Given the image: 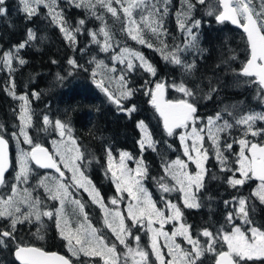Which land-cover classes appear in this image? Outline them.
Listing matches in <instances>:
<instances>
[{"label": "snow or ice", "instance_id": "snow-or-ice-1", "mask_svg": "<svg viewBox=\"0 0 264 264\" xmlns=\"http://www.w3.org/2000/svg\"><path fill=\"white\" fill-rule=\"evenodd\" d=\"M77 8L94 9L96 4L105 7L113 16L117 15V9L112 6L113 3L119 4L123 9V13L128 20L126 26L128 34L133 40H137L140 44H145L146 40L143 35V28L150 30L157 38L161 33H166L164 28V16L168 13V0H157L151 5L145 4V0H69ZM185 10L179 14L178 26L186 33V41L184 48L174 46L169 50V46L161 41V48L158 49L163 55V59L181 66L185 72H191L195 68V62L188 63L183 59L182 53L189 48H198L199 35L198 30L202 25L199 19L188 18L191 16L196 4L192 0H183ZM219 8L209 5L207 15L214 16L215 21L219 24L230 22L232 25L238 26L243 30L246 37V42L250 50V56L246 63L237 73V76L249 78L246 83L259 85L258 95L264 93V0H261V9L256 11L253 7V0H216ZM161 4V7L157 6ZM198 4H205V0H196ZM6 0H0V16L7 13L5 6ZM21 10L26 14V17L31 18L38 13V8L43 5L48 9L51 20L60 26V31L64 33L65 38L70 41H75V32L80 31V27L85 24L83 19L79 20L78 26L73 31L64 19L63 12L57 11L58 0H20ZM127 4V6H125ZM144 6L148 11L147 16H141V23H137L133 16V9ZM104 37V42L101 46V51L107 52L112 47L110 41V33L106 27H101L99 30ZM28 39L13 50H9L0 55V66L6 68L9 73L14 71L13 61L24 65L26 61L20 57L21 49H24L27 44L35 40L36 33L32 29H28ZM93 42L100 43L97 39L98 33H90ZM149 48L153 47L152 43H147ZM120 63L126 62V68L129 71L135 69L136 65L133 59L138 60L139 66L147 73L156 76V68L149 63L139 52H132L127 48H122L119 55L113 57ZM235 59V57H232ZM69 64L75 65L76 61L69 60ZM98 67L103 66V61H99ZM106 67V66H105ZM115 71V68L111 69ZM95 75V73H94ZM120 89L119 95L114 94L105 86L104 81H97L98 87L106 93L109 100L117 106H121L122 99L131 97L134 89L127 87L125 75L119 77ZM152 83L146 81L144 94L150 97L149 103L154 107L156 112L163 120L164 130L168 136L176 134L178 129L185 131L179 134V140L183 146V154L187 160L176 159L165 162L164 172L170 176L175 182L173 185L163 182L164 177H161L159 187L163 193L179 192L183 195V204L186 208L196 209L201 205L198 201L197 193L204 187V180L207 169L205 162L208 160V150L204 148V134L207 132L208 138L212 141L215 156L220 164L221 171L232 172L228 177L227 183L232 188L243 186L247 181L255 178L259 180L257 188L252 195L264 203V144L254 143L246 137L249 133L253 136L264 135V129H254V125L258 120L264 121V113H250L241 116L235 120V124L245 127L244 138L233 143L239 144V152L236 154L235 169L233 170L231 161L224 155V151L220 146V133L227 131L233 127V124L224 120L222 124L217 121L221 120V115L216 114L215 117H208L207 123L203 127L198 126L200 117L198 115L196 97L197 92L188 87L184 82L168 84L165 81H157L154 87H148ZM15 88L14 82L11 85ZM168 88H173L182 94L179 99H167L166 91ZM211 92L215 88L210 89ZM15 97L14 91L11 92ZM33 96H39V93L33 92ZM207 98V97H206ZM22 104L20 106V132L17 135L13 133V137L17 140L19 147V136L23 137V142L31 145V150L20 149L16 155V172L15 179L17 181L27 182L32 172V165L39 166L44 169H55L59 173V178L45 177L40 181V186H43L49 197L53 200H58L60 207L55 211H41L40 198L33 197L28 189H23V195L13 184L11 187V195L0 197V217L11 219V231L0 232V245L6 246L5 238L14 240V232L18 223L25 221L31 222L34 218L40 221L42 217H56L57 228L60 236L67 241L68 250L73 256L95 258L99 257L103 264H118L121 257L117 253L116 244H109L103 235L98 233V230L89 222L88 216L84 211L85 205L79 199L72 196L70 189H83L88 193L92 202L99 205L104 212V223L108 229L115 235L120 245L127 248L124 253L123 264H128V258L132 259V264H149V253L140 247V236L135 235L136 247L129 246L127 238L133 236L132 228H140L150 234L151 251L155 255L159 264H197L200 257L205 253H215L217 259L215 264H247L248 261L264 260V228L257 227L253 224L249 214V199L243 196L234 197L238 207L234 212H229L227 216V224L231 225L230 230H225L222 226L214 235L208 229H204L199 235L207 238V246L201 244L200 239L193 238L190 231L191 226L182 222L183 212L181 208L171 201H163V208L157 207V202L153 200L151 194L143 186V180L148 174V168L143 159L135 161L136 167L130 168L128 161L133 160L131 153L121 151L118 160L113 156L112 149H107V169L106 174L110 173V177L115 184L116 191L119 196L113 197L110 204L116 207L109 208L103 201L100 192L92 184L84 172L81 170V165L78 163L83 159L84 154L81 152L75 138L72 136V129L68 124L57 119L54 122V129L59 133L60 140H53L55 148L54 153H50L47 148L40 143H34L29 136L27 129L32 125V114L29 108V100L27 95L18 97ZM129 115L136 111L135 105L124 109ZM43 124L47 126L53 124L48 115L43 116ZM138 128L142 133L139 141L141 150L145 147L156 149V141L152 138V134L148 130L147 124L141 120L138 122ZM233 143H226L225 150H230ZM59 157V163L57 160ZM189 162L195 164L196 171L190 172ZM71 171V181L65 183L63 180L64 172L61 171L60 165ZM11 167L9 159V144L3 135H0V185L6 183L5 173ZM239 174V178H237ZM215 178V177H213ZM126 193L130 202L127 205V218L131 221V227L125 223V215L118 207L119 202L123 199V194ZM163 200V198H162ZM229 204V201H225ZM26 204L28 211L21 212V205ZM66 204L74 205L79 213L83 215V223L77 224L75 228L71 226L65 218L64 208ZM167 211L168 215H165ZM239 218L242 224H236L234 221ZM174 222V230L169 234L164 231V226ZM159 227H155V225ZM178 225V226H176ZM246 226V227H245ZM163 238L164 246L167 248V255L172 257L170 260L165 259V254L161 251L159 238ZM182 237L192 246L191 251L182 249L180 244L176 243V238ZM43 239V237H40ZM217 244L223 248L226 245L227 250L217 252ZM15 257L20 264H72V262L64 256L58 255L55 252H46L42 248L17 244L15 248Z\"/></svg>", "mask_w": 264, "mask_h": 264}, {"label": "trees", "instance_id": "trees-1", "mask_svg": "<svg viewBox=\"0 0 264 264\" xmlns=\"http://www.w3.org/2000/svg\"><path fill=\"white\" fill-rule=\"evenodd\" d=\"M18 5L17 0H6L7 13L0 16V52L26 41L28 29L36 33L37 41H31L20 50V57L26 61L24 65L14 60L13 72L0 70V135H3L11 145V135L18 130V103L6 93L5 88H9L16 94L28 96L32 114L29 133L33 141H39L42 145L48 146V138L53 135L44 131V115H48L50 120L59 119L68 124L72 129V136L84 154L83 159L79 161L81 169L103 197L114 192L111 183L103 174L107 162V149L111 148L113 154L120 150L128 151L133 156H141L148 168L144 183L159 207L161 195L155 188L156 181L161 175L163 164L167 160L180 156L181 150L174 135L168 136L163 130L160 118L149 103L150 97L144 94V85L146 81H151L152 83L148 85L151 87L155 81L161 80L166 83H177L181 79L177 74L172 75L171 73L175 72V69L181 70V67L171 66L155 47L146 48L143 44H135L128 36H125L121 30L120 14L116 23H113L114 20L107 15L105 26L108 25L113 42L117 40L119 43H127L139 49L157 72L156 76H152L139 66L132 71L123 72L128 86L135 91L131 97L121 102V106H117L110 102L91 79L89 66L84 57L91 51L99 53L98 43L90 40L85 45V42L88 41L90 32L99 34L100 27L104 26L100 13L97 12L90 16L87 8H77L69 0H58L57 9L63 12L64 19L73 31L78 26L79 20L85 21L84 25L79 26V32L74 31L75 41H70L65 38L57 24L51 20L43 8H39L36 15L28 18ZM41 35L44 39L39 41L38 36ZM144 38L146 43H152L153 46L159 44L157 37L144 36ZM176 38L178 39L174 36V39ZM160 40L167 43L170 37L163 35ZM185 56H189L186 62H195V68L189 72L193 78L207 81L208 78L217 79L220 76L213 63H209L205 68L201 67L200 35L198 48H189V53ZM70 59L76 61V64H69ZM9 78L11 79L10 86L6 84ZM13 82L14 89L11 87ZM33 92L39 93V96H31ZM214 98L212 96L204 104L206 109L210 108V114L215 112ZM133 105L136 111L130 115L120 111L121 107L126 109ZM206 109L201 108V117L207 113ZM141 120L147 124L152 138L156 141L155 150L148 147L144 150L139 148L137 123ZM13 169L12 158L11 168L5 174L6 183L0 186L1 196L10 189ZM206 169L204 187L197 194L201 206L189 209L177 200L183 212L182 222L191 226L190 231L193 236L198 235L203 228H215L220 206L227 205L224 203L227 198L222 197V202L219 194L227 190L225 174L219 170L212 157L206 161ZM50 236L52 242L49 245L56 246L59 250L57 247H59L60 240L54 236L52 228ZM110 240L109 236L108 241ZM204 257L206 260L200 258L197 264L213 263V256ZM256 263L253 262V264Z\"/></svg>", "mask_w": 264, "mask_h": 264}, {"label": "rangeland", "instance_id": "rangeland-1", "mask_svg": "<svg viewBox=\"0 0 264 264\" xmlns=\"http://www.w3.org/2000/svg\"><path fill=\"white\" fill-rule=\"evenodd\" d=\"M17 2L19 4L18 6H19V8L21 10V7L22 6L20 4V0H17ZM146 2H147V0H145V4H146ZM180 2L183 3V0H180ZM112 6L117 9V15L116 16H113L112 13L108 12L105 7H102L99 4H96V6H95L94 9L87 8L88 9V12L87 13H89L90 16H91V14L94 15L97 12H99L100 15L102 16L103 22H104V26H102V27H106V29L109 31V33H110V41L109 42L112 44V47L107 52L101 51V46H102V44L104 42V37H103V35L101 33H99L97 35V39L100 41V43H98V47H97V51H99V53L98 52L91 51L90 53H87L86 56H84V57L86 59L85 61H86L87 66H89V69L88 70H89V74L91 76V79L94 82L103 80L105 86L108 87L110 91H112L116 95H119V91L118 90L121 87L120 86V82H119V77L123 74V72L127 71V68H126V62L122 64L118 60L113 59V57L116 56V55H119L122 48H127L130 51H132V52H139L140 54H142L144 56V58L149 63H150V61H149V59L139 49H137L135 47H132V46L128 45L127 43H125V44L123 42L122 43H119L117 40L115 42H113V40L111 38L110 29H109L108 25L105 26V21H106L105 20V17L107 15L109 17H111V19L114 20L113 23H116L117 20H118V18H119V14H120L121 15L120 16V19L122 20L121 30L124 32V35L125 36H128V38L130 40H133V39L128 34V31H127V28H126V26L128 25V20H127V18L125 17V15L123 13V9L121 8V6L119 4H116V3H113ZM125 6H127V4H125ZM141 7H143V5ZM39 8H43L49 14L48 9L45 8L43 5H40ZM39 8H38V10H39ZM57 11H60V10L57 9ZM133 16H134V19L137 21V23H141V16H147V14L144 13V12H142L139 8H135V9H133ZM50 18H51V16H50ZM58 27L60 29V26H58ZM141 27L143 28V35L144 36H154V37H157L156 35L152 34V32L150 30H148L147 28H145L142 23H141ZM62 34L64 35V33H62ZM162 36L163 35H160V37H162ZM184 36L185 35H183V37L177 36L178 39L177 38L174 39V36H171L170 37V41L166 43L169 46V50H171V48L174 47V46H179L180 48H184L185 41H186V37H184ZM38 37H39V41L40 40L42 41L44 39V37L42 35L41 36H38ZM160 37H159V41H158L159 44L156 45V46H153L157 50L161 48V40H160ZM90 40H92L91 35L89 36L88 41L85 42V45H87ZM32 41L33 42H36L37 40L35 39V40H32ZM133 41L135 42V44H140L137 40H133ZM143 45L146 46V48H149L147 46V43H145ZM15 47L16 46H14L13 48H7V49L1 51L0 52V55H2L6 51L13 50ZM88 47H90V46H88ZM158 52L162 55L161 51L158 50ZM187 53H189V49L186 50V51H184L182 53L183 59L185 61H187V59L189 57V56H187V57L185 56V54H187ZM162 58H163V55H162ZM99 61H103V66H100V67L97 66V64H98ZM133 62H134V64L136 66H139V63L140 62L138 60L133 59ZM188 63H191V62H188ZM169 64L171 66L179 67L178 65L172 64L170 62H169ZM113 68H115V71H111V69H113ZM140 68L143 69L142 67H140ZM215 69H216V67H215ZM0 70H4L5 72H8V70L6 68H3L2 66H0ZM175 70L176 71L173 72V73H171V74L172 75L177 74L178 77L181 79L177 83L184 82L188 87L192 88L195 92H197L196 103H199L201 105V108L206 109V107H205L204 104L209 100L210 95H212L213 92H211L210 89L211 88H215V85H213L212 83H210L208 81H204V80H199L197 78H193V76L190 75L189 72H185V70L182 67H181V70L180 69H175ZM217 72H219V71L217 70ZM94 73H95V75H94ZM155 82H157V81H155ZM154 83H153V85L151 87H154ZM172 83L173 82H168V84H172ZM6 84L8 86H10V84H11V79L10 78L8 79V81L6 82ZM127 87H129L128 86V83H127ZM98 88L101 90L100 87H98ZM5 90H6V93L10 97L14 98L17 101V103H18V109H17L18 130H17V132H14V133H16L18 135L19 132H20V120H19L20 106L22 104V101H20L18 99V97L21 96V95H24V94H16L15 93V97H14L12 94H10L11 92H13V90H11L9 88H5ZM31 96H33L32 93H31ZM166 96L168 98H171V99H179V98L182 97V94L179 93V92H177L173 88H168V90L166 91ZM125 100L126 99H122V101H125ZM110 102H112V101L110 100ZM214 107H215V103H214ZM206 110H208V111H207V113L205 114L204 117H201V115L198 114L199 117H200V120L198 121V126L199 127H203L207 123V118L208 117H210V116L211 117H215L216 114L218 113V112H213V113L210 114L209 113L210 112V108L209 109H206ZM122 112H126V111H122ZM219 114L221 115V120L217 121L218 124H222L224 120H227L229 123L232 124V122H230L229 118H226V116L225 115H222L221 113H219ZM52 122H53L52 125L47 126V130H45V127L46 126L44 124L43 125H44V131H45V133H47V134L52 133L53 134L52 136H50L48 138V146H49V148L51 150V153H54L55 152V148H54V145H53L52 141L53 140H57V141L60 140V136H59V133L54 129V122H55V120H52ZM137 125H138V123H137ZM232 128H234V125H233ZM27 131H28L29 136L31 137V135L29 133V128L27 129ZM183 131H185V130L184 129H178L176 131V134H174V137L176 138V140H177V142H178V144L180 146V150H181V155L178 156V157L180 159L187 160V158L183 154V146H182V144H181V142L179 140V134L181 132H183ZM141 137H142V133H141L140 129L138 128V145H139V141H140ZM231 140H232V135H231L230 129H228L225 132L220 133V146H221V149L224 151V155H226L228 158L230 157V155H229L230 154V150H225L224 149V145L226 143H230ZM19 141H20V143H19V147H18L17 146V140H16V138L13 137V133H12V135H11V149H12L14 169H13V174H12L13 177L11 176L10 189L7 191V193H6L7 195H5L4 197L6 198L8 195H11L12 194L11 193V187H12L13 184H15V185H17V188L20 191L21 195H23V189L26 188V189L29 190V192H31V194H32L33 197H37L38 196L40 198V200L42 201V203L40 205V210L41 211H46V210L55 211V209H57V208L60 207L59 201L58 200H53V199H51L49 197V195L45 191L44 187L43 186H40V181L42 179H44L45 177H49V178H53V177L54 178H59L58 175H56L55 173H53L52 171H49V170H46V171L42 172V171H40V168L36 167L35 165H32V172H31V174H30L29 179L27 180V182L17 181L15 179L16 172L18 171V168L16 166V155H17L18 151L20 149L29 151L30 148H31V145H28V144H26V143L23 142V137L22 136H19ZM33 142L34 143H40L42 145V142H39V141H33ZM204 148H206L208 150V158L209 157H212L214 159V161L217 163V165L220 167V164L217 161L216 156H215V151H214V147H213L212 141L208 138L207 132H205V134H204ZM120 152L121 151L119 150L115 154H113V156L117 160L119 158V153ZM140 158H141V156H133V160H130V161L127 162L128 163V166L130 168H133L134 169L136 167L135 161L137 159H140ZM176 158H172L170 160H167L166 162H170V161H172V160H174ZM57 160H58V163H59V157H57ZM164 164L162 166L161 175L157 179L156 184H155L156 190L161 195V198H160V201H161L160 202V208H163V201H171V202L176 203L178 205L177 200H179V202L184 206L182 193L175 192V191L170 192V193H163L161 191L160 187H159V182L161 180V177H164V181L163 182L169 184V186H171V185H173L175 183L172 180V178L170 176H167L166 173L164 172ZM60 166H61V168H62V170H63V172L65 174L64 177H63L64 182L65 183H69L71 181V176H72L71 171H69L68 169H65L62 164ZM205 167H206V162H205ZM106 169H107V162H106L105 168L103 170V174H105L104 175L105 178H107L109 180V182L111 183L114 192L112 194H108L107 197H103V195L101 194V192L96 187L95 188L100 192V195L103 198L104 203L109 208H113V207H116V206L111 205L110 204V200L113 197L119 196L120 193H118L116 191L115 184H114V182L112 181V179L110 177V173L106 174ZM188 170L190 172H193L194 173L196 171L195 164L189 162V168H188ZM92 184H93V182H92ZM143 186L149 192V189L146 187V185L144 183V180H143ZM70 191L72 192L73 198L81 200V202L84 205L85 204L88 205L89 212H93V213L95 212V218H96V220H99L101 222L102 229H104L105 231H107V233L109 234L108 230L110 232H111V230L108 229L107 226L104 223V212L99 207V205L93 203L92 200H91V198L89 197L88 193L85 192L83 189H79V190L70 189ZM123 197L124 198L120 200L118 207L120 208L121 212H123V214L125 215V218H127V205L130 202V200L127 197V194L126 193L123 194ZM162 198H163V200H162ZM169 198H171V199H169ZM96 206H97V209L99 210V213L96 211V208H95ZM227 206L229 207L230 206V203L227 204ZM20 207H21V212L22 213H26L28 211V207H27L26 204H22ZM64 215H65V218L69 221V223L71 224V226L73 228H75L77 226V224L84 222L83 215L79 213V210L74 205L66 204V206L64 208ZM165 215H168L167 211L165 212ZM6 220H7V226L8 227H11V219L10 218H7V217H0V224L5 223ZM45 222L47 223V225L54 226V228L56 230V234L58 236H60L59 229L56 226L57 220H56V217L55 216H53L51 218H49V217H42V219L40 221H36L33 218L31 220V222L25 221L24 223H19V224L25 225V229H26V231L28 233L31 232V229L30 228L33 227L34 228L33 234H35V237L38 238L37 237L38 236V233L41 234V231H43L45 229ZM89 222H90V220H89ZM176 226H178V225H176ZM222 226L224 227V224L218 225L215 228L208 229V230L211 231V232H213V234L215 235ZM155 227H159V225L157 224V225H155ZM97 228H98V231L101 233V230L99 229V227H97ZM204 229H206V228L201 229V231L198 233V235L193 236V238L195 239V238L198 237L200 239L201 244L206 247L207 246V238L199 235ZM173 230H174V222H170L169 224H166L164 226V231H167L169 234H171V232ZM0 232H1V230H0ZM148 236H149L148 237V239H149V246H150V249H151L150 234H148ZM108 237L109 236L106 235L104 238H105V240L109 244H113V243L114 244H117L116 241L112 237H111V240L108 241ZM114 237H115V235H114ZM65 242H66L65 245H66V247L68 249L67 241L65 240ZM176 243L180 244V246H181L182 249H187L188 251H191V249H192V246L189 245L187 243V241L184 240L182 237H177L176 238ZM159 244L161 246V251L165 254V259L166 260L172 259V257H170V256L167 255V251L168 250L164 246V240H163L162 237L159 238ZM15 245H16V243H15ZM0 246H2V245H0ZM132 247L135 248L136 247V244L133 245ZM140 247H142L146 251V247H145L143 241L140 242ZM221 250H227L226 245H224L223 248H221L220 245L217 244V252H219ZM68 252L70 254L71 259L75 260L76 262H81L82 264H103V261L99 257L89 258V257H84L82 254L77 257V256H73L72 253L69 250H68ZM126 252H127V248L125 249V252L124 253H126ZM204 256H209V257L210 256H213V263H211V264H215V261H214L215 256H216L215 253H205L202 257H200L201 260H206V258ZM123 260H124V255L121 257V260H120V262H118V264H123ZM253 262H257L256 264H262V261L261 260L260 261L259 260L258 261L257 260L248 261L247 264H253ZM0 264H17V263L14 262V261H12V258L11 257H7L6 252L4 251V249H1L0 250ZM128 264H132V259L130 257L128 258ZM149 264H159V262L156 260L155 255L152 253V251H151V255L149 257Z\"/></svg>", "mask_w": 264, "mask_h": 264}, {"label": "flooded vegetation", "instance_id": "flooded-vegetation-1", "mask_svg": "<svg viewBox=\"0 0 264 264\" xmlns=\"http://www.w3.org/2000/svg\"><path fill=\"white\" fill-rule=\"evenodd\" d=\"M156 2L157 0H147L146 4L151 5ZM192 2L196 4V7L193 9L187 22H190L192 19H199L202 21V25L198 30V35L201 36V67L205 68L207 65H209V63H213L214 67H216V69L219 71L218 73L220 74L217 79L208 78L207 80L208 82L215 85V91L212 93V95H210L209 99L212 96L215 97L214 111L225 115L226 118H229L230 122H232L234 125V128L230 129L232 135V140L230 143H233V141H238L239 139L244 138L243 134L245 131L244 126L235 124L236 119H239L245 114L264 113V93L258 95L257 93L259 85L246 83L245 81H247L249 78L237 76V73L250 56V50L248 48L243 30L236 25H232L230 22L219 24L215 21L214 16L207 15L209 5L219 8L216 0H205V4L203 5L196 3V0H192ZM157 6L161 7V4L157 3ZM253 7L256 9V11H260L261 0H253ZM139 9L148 15V11L144 8V6ZM184 10V2L181 3L180 0H168V13L164 16V28L166 29V33H161V35H166L168 37H183V35H185L184 37H186V33H184L178 26L179 14ZM218 54L220 55L218 56ZM232 57H235V59H232ZM96 86L98 87L97 83ZM197 109L198 114L201 115V105L199 103H197ZM254 129H264V121L258 120L254 125ZM246 138L251 142L264 144V135L253 137L249 133ZM238 152L239 144L233 143V147L230 149L229 154V160L232 162L230 167H232L233 170L236 167L235 159ZM218 168L221 171V167L218 166ZM223 173L225 174L226 178L225 185L227 190L219 193L220 200L223 202L222 197H226L227 199H225L224 202L230 201V206H220V213L217 217L218 219L216 226L224 224L225 230L231 229L232 226L228 225L226 222L227 216L229 212H234L235 208L238 207L235 201H233V198L243 196L249 199V214L253 224L257 227L264 228V203H261L258 198L252 195L253 191L260 183L259 180L253 178L247 181L243 186L232 188L227 183V179L232 175V172L223 171ZM237 178H239V174H237ZM5 195L7 194H4L3 196L0 195V197H4ZM95 208L99 213L97 206ZM84 211L93 227H95L97 230V227H99L101 230V233L98 231L99 234L103 235L104 237L108 235L116 241V245L118 247L117 253L120 257H122L126 249L125 246L120 245L119 241L108 229L107 230L110 235L107 233V231L102 229L101 222L95 218V212H89V207L86 204ZM125 223L131 227V221L129 219L125 218ZM234 223L242 224V221L237 218ZM51 228L54 231V236L60 240L59 247H57L59 250L56 249V246L49 245L52 242V238L50 236ZM30 229L31 232L28 233L25 229V225L18 223L13 234L15 239L10 240L5 238L6 246H0V250L4 249L7 257H11L12 261H14L13 253L17 244L34 246L42 248L45 251H57L69 258L73 264H79L75 260L71 259L68 249L65 245V240L56 234L54 226L47 225L45 222V229L41 231V234L38 233V238H36L35 234H33L34 228L31 227ZM0 230L1 232L6 230L11 231V227L7 226V220L5 223L0 224ZM132 232L133 236H129L127 238L129 246L132 247L136 244L134 236L139 235L140 242H144L146 251L149 253L150 257L151 249L149 246V236L146 234V231L133 227ZM40 237H43V239ZM261 261L262 264H264V260Z\"/></svg>", "mask_w": 264, "mask_h": 264}, {"label": "water", "instance_id": "water-1", "mask_svg": "<svg viewBox=\"0 0 264 264\" xmlns=\"http://www.w3.org/2000/svg\"><path fill=\"white\" fill-rule=\"evenodd\" d=\"M156 111V110H155ZM157 113V115L159 116V113L158 112H156ZM159 118L161 119V123H162V127H163V120H162V118L159 116ZM163 129H164V127H163ZM5 138V137H4ZM6 139V138H5ZM7 140V139H6ZM9 144V143H8ZM43 147H45V146H43ZM45 148H47V147H45ZM48 149V148H47ZM31 150V149H30ZM49 151V150H48ZM10 150H9V159H10V161H11V158H10ZM34 164V163H33ZM37 167H39V166H37ZM40 168V167H39ZM41 169H44V168H41ZM44 170H49V171H52V172H54V173H56V174H58L59 175V173H57L56 171H55V169H44ZM8 172V171H7ZM6 174V173H5ZM45 251V250H44ZM46 252H55V251H46ZM55 253H57L58 255H61V256H64V255H62L61 253H58V252H55ZM14 258H15V261L17 262V263H19L20 264V262L16 259V257H15V250H14ZM65 257V256H64ZM66 258V257H65ZM216 259H217V256L215 257V261H216ZM73 264V263H72Z\"/></svg>", "mask_w": 264, "mask_h": 264}, {"label": "bare ground", "instance_id": "bare-ground-1", "mask_svg": "<svg viewBox=\"0 0 264 264\" xmlns=\"http://www.w3.org/2000/svg\"><path fill=\"white\" fill-rule=\"evenodd\" d=\"M43 146L47 147V148H48V150H49V152L51 153V150H50L49 146H46V145H43ZM9 150H10V154H11V156H12V149H11V145H9ZM12 158H13V156H12ZM40 170H41L42 172L46 171V170H44V169H40Z\"/></svg>", "mask_w": 264, "mask_h": 264}]
</instances>
